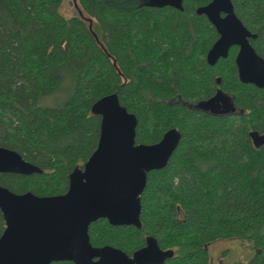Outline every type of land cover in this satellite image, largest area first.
I'll return each instance as SVG.
<instances>
[{"label":"trees","instance_id":"16d2710c","mask_svg":"<svg viewBox=\"0 0 264 264\" xmlns=\"http://www.w3.org/2000/svg\"><path fill=\"white\" fill-rule=\"evenodd\" d=\"M232 1L264 57V0ZM62 2L0 0V146L42 169L0 174V185L64 193L97 146L92 104L116 92L137 118L136 143H156L171 127L181 139L167 165L147 173L141 228L99 219L90 242L131 254L151 235L173 250L164 264H210L209 244L237 239L251 259L219 264H264V89L238 77L235 48L209 63L218 34L197 13L204 1L78 0L71 16ZM64 84V100L47 104ZM218 96L230 113L204 111ZM4 227L0 211V235Z\"/></svg>","mask_w":264,"mask_h":264},{"label":"water","instance_id":"95a60500","mask_svg":"<svg viewBox=\"0 0 264 264\" xmlns=\"http://www.w3.org/2000/svg\"><path fill=\"white\" fill-rule=\"evenodd\" d=\"M198 11L219 34L209 60L226 56L231 45H238L240 78L263 87L264 61L250 46L251 33L233 13L231 0H212ZM220 12L227 14L221 17ZM91 111L100 117L97 146L82 168L69 173L66 192L17 194L0 185V211L5 222L0 264H164L173 256L172 249L160 248L151 235L131 255L112 245L95 247L88 228L98 219L113 226L141 228L140 195L147 173L167 165L181 132L171 127L156 143H136L137 118L120 104L116 92L96 100ZM0 173L31 175L42 173V169L15 150L0 146Z\"/></svg>","mask_w":264,"mask_h":264},{"label":"rangeland","instance_id":"374dc122","mask_svg":"<svg viewBox=\"0 0 264 264\" xmlns=\"http://www.w3.org/2000/svg\"><path fill=\"white\" fill-rule=\"evenodd\" d=\"M78 0H63L60 11L65 16L76 14ZM68 86H64L56 93L46 98L45 102L50 105H56L64 100L68 94ZM210 264L247 262L253 256V249L250 245L241 244L237 239L218 240L208 245Z\"/></svg>","mask_w":264,"mask_h":264},{"label":"flooded vegetation","instance_id":"af4514ba","mask_svg":"<svg viewBox=\"0 0 264 264\" xmlns=\"http://www.w3.org/2000/svg\"><path fill=\"white\" fill-rule=\"evenodd\" d=\"M192 1H196V2H200V1H204V3L203 4H201V5H199V8L197 9V13H199V14H202V15H204L206 18H207V20L209 21V19H208V17L204 14V13H200L198 10L201 8V7H204V6H206L207 4H209L212 0H192ZM231 3H232V7H233V13L236 15V13H235V9H234V3H233V1L231 0ZM226 14L227 13H225V12H220V15H221V17H225L226 16ZM236 17L238 18V16L236 15ZM239 19V18H238ZM240 20V19H239ZM241 21V20H240ZM242 22V21H241ZM209 23L213 26V28L216 30V28H215V26L209 21ZM243 24V23H242ZM243 26H244V24H243ZM245 27V26H244ZM246 28V27H245ZM247 29V28H246ZM248 30V29H247ZM250 33H251V37H249L248 38V40H249V44H250V46L254 49V51H255V53H256V55L258 56V57H260L263 61H264V57L258 52V50L256 49V47L254 46L255 44H254V39L255 38H257L256 36H254V34L250 31V30H248ZM217 32V31H216ZM217 34H218V32H217ZM218 38H219V34H218ZM233 48H235L236 49V52H235V55L231 58V60H232V62H233V65H234V67L236 68V72H237V75H238V77H240V75H239V67H238V64H237V55H238V51H239V46L238 45H235V44H233V45H231L230 47H229V49H228V51H227V55L226 56H219L215 61H213V62H211L209 59H208V61H209V63L211 64V65H214V64H217V63H219V61L221 60V59H226L227 57V59L229 60V51L231 50V49H233ZM242 80V79H241ZM243 81V80H242ZM216 82H217V84H219L220 83V78L219 77H217L216 78ZM244 83L246 82V81H243ZM246 83H250V82H246ZM250 84H252V85H254L253 83H250ZM255 87H257V88H259V89H264V86L263 87H259V86H257V85H254ZM217 91L218 92H220L221 90L219 89V88H217ZM225 105H227L226 104V102L224 101V98L222 97V96H218L216 99H214V100H211L209 103H208V105H206L205 106V110L204 111H206V112H208V113H210V114H215V115H219V114H227V113H230V111H226L227 109V107H225ZM234 110V109H233ZM233 112V111H232ZM168 130V129H167ZM249 135H250V137L253 139V141L255 142V144H258L259 143V141L261 140L258 136H256V133L254 132V131H250L249 132ZM0 174H8V173H0ZM14 174V173H13ZM37 174H40V173H37ZM21 175V174H20ZM5 187V186H4ZM9 189V188H8ZM10 190V189H9ZM12 192H14V191H12ZM25 192H27V191H25ZM66 192V191H65ZM15 193H17V194H21V193H24V192H21V193H18V192H15ZM33 193V192H32ZM37 195V194H36ZM40 196H45V195H40ZM99 220V219H98ZM98 220H96V221H98ZM106 220V219H105ZM95 221V222H96ZM107 221V220H106ZM93 223V222H92ZM91 223V224H92ZM90 224V225H91ZM89 225V226H90ZM113 226V225H112ZM88 234H89V228H88ZM89 240H90V235H89ZM91 243V242H90ZM92 244V243H91ZM93 245V244H92ZM93 246H95V247H99L98 245H93ZM132 254V253H131ZM131 254H128V255H131ZM70 262V261H69ZM221 263V262H220ZM74 264V263H73ZM219 264V263H218Z\"/></svg>","mask_w":264,"mask_h":264}]
</instances>
